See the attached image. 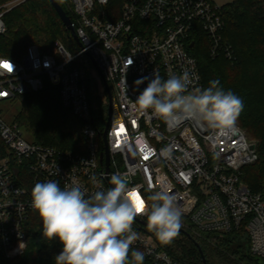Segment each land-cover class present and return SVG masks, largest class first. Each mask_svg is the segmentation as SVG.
<instances>
[{"label":"built area","instance_id":"1","mask_svg":"<svg viewBox=\"0 0 264 264\" xmlns=\"http://www.w3.org/2000/svg\"><path fill=\"white\" fill-rule=\"evenodd\" d=\"M25 1L0 7V35L8 30L5 15ZM66 3L79 39L73 38L74 52L56 40L50 52L32 43L19 59L0 57L12 64V71L0 67V258L18 264L27 238L25 226L35 212L31 189L37 182L54 180L63 188L75 181L91 194L112 187L110 176L120 173L145 197L161 189L174 194L182 209L181 229L189 235L224 238L244 230L251 254L264 261V195L243 180L244 168L261 158L257 144L238 122L231 132L183 117L167 124L135 104L147 81L138 86L134 82L154 73L167 79L187 72L188 91L203 88L199 61L188 47L196 34L206 36L212 58L236 60L224 37L222 6L215 0ZM48 82L59 87L63 105L82 122L84 152L36 144L16 122L4 119V104L42 92ZM106 83L112 95L108 155L107 125L102 130L95 119L100 105L108 104L110 111ZM251 144H256L255 152ZM165 147L172 149L169 157L160 156ZM146 223V214L135 218L132 228L139 238L130 250L143 252L144 261L152 264H187L163 250Z\"/></svg>","mask_w":264,"mask_h":264},{"label":"trees","instance_id":"2","mask_svg":"<svg viewBox=\"0 0 264 264\" xmlns=\"http://www.w3.org/2000/svg\"><path fill=\"white\" fill-rule=\"evenodd\" d=\"M8 1L0 0V6ZM57 1L75 23L66 0ZM222 17L225 22L224 37L234 48L236 60L212 58L208 40L202 33L193 36L195 46L190 48L189 45V52L199 61L203 88L209 87L210 81L218 80V86L242 98L244 107L237 122L248 139L257 144L261 156L256 164L244 168L243 180L254 192L264 195V0H233L222 7ZM5 21L8 30L0 35V57L19 59L32 43L39 44L44 52H50L56 40H61L71 50L76 46L71 32L49 0H27L9 11ZM19 99L22 110L15 122L32 134L36 144L84 152L83 124L63 105L59 87L48 82L44 91ZM102 106L95 119L104 129L108 117ZM25 230L27 249L17 258V263L55 264V256L62 251V245L56 239L48 241L43 237L42 222L36 212L30 215ZM209 239L233 252L246 264H260V259L250 252L249 238L244 230L224 238L210 235ZM157 242L177 260L187 264H204L197 243L201 245L205 257L206 250L194 236L190 238L179 232L171 244ZM0 264L8 262L1 256ZM143 264H152V261L148 259Z\"/></svg>","mask_w":264,"mask_h":264},{"label":"clouds","instance_id":"3","mask_svg":"<svg viewBox=\"0 0 264 264\" xmlns=\"http://www.w3.org/2000/svg\"><path fill=\"white\" fill-rule=\"evenodd\" d=\"M145 81L135 104L167 124L183 117L198 120L209 129L231 132L243 111L242 98L218 86V80L195 93L188 91L187 72L167 79L154 73L134 83L138 86ZM141 147L147 150L146 145ZM171 151V147L162 148L160 156L169 157ZM109 183L112 187L91 194L75 181L63 188L54 180L33 186L31 207L42 222V235L62 245L55 264H143L144 253L130 250L139 238L132 225L140 215L146 214L148 229L162 245L171 244L178 236L183 226L182 209L174 194L161 189L145 197L129 186L126 174H112Z\"/></svg>","mask_w":264,"mask_h":264},{"label":"rangeland","instance_id":"4","mask_svg":"<svg viewBox=\"0 0 264 264\" xmlns=\"http://www.w3.org/2000/svg\"><path fill=\"white\" fill-rule=\"evenodd\" d=\"M14 0H10L4 4H2L1 6L10 3ZM233 0H215V2L220 5V6H224L228 3H231ZM0 6V7H1ZM72 51H75V48L72 49ZM101 106V105H100ZM104 107L103 109L106 110V116L108 117L109 114V107L108 104L102 106ZM2 110H3V116L4 119L9 123L12 124L13 122H15L16 117L18 116V114L21 112L22 110V102L20 99H17L11 103L8 104H4L2 106ZM105 129V127H104ZM102 129V130H104ZM24 135L26 137V139L30 140V141H34V138L32 136L31 133H29L25 128H22ZM200 243L203 245V248L206 250V264H246V262H242L240 260V258L236 255L233 254V252H230L229 250L224 249V247L220 246L219 244H217V242H211V240L208 239H199ZM27 249V243L25 242L22 245V251L19 255V257L21 255L24 254V252ZM262 261V260H260ZM262 263L264 264V261H262ZM205 264V263H204Z\"/></svg>","mask_w":264,"mask_h":264},{"label":"water","instance_id":"5","mask_svg":"<svg viewBox=\"0 0 264 264\" xmlns=\"http://www.w3.org/2000/svg\"><path fill=\"white\" fill-rule=\"evenodd\" d=\"M50 3L53 5V7L55 8V10L57 11V13L59 14L61 20L63 21V23L65 24V26L67 27V29L71 32V35L72 37L78 42L79 39L76 35V31H75V27L73 25V22L71 20V18L67 15V13L65 12V10L63 9V7L59 4V2L57 0H49ZM195 46V43L193 42L191 44V48H194ZM106 88H107V92L109 94V97H110V111H109V120H108V123H107V128H106V131H105V134H104V137H105V140H106V154L108 155V143H107V133H108V128L110 126V121H111V117H112V95H111V91H110V88L108 86V84L106 83ZM256 144H251L250 145V149L255 152L256 150ZM147 225V223H146ZM180 232L181 233H184L186 234L187 236H189L190 238H192L191 235H189L188 233H186L184 230L180 229ZM199 249H200V252L204 258V263L206 264V259H205V256H204V253H203V250H202V247L199 243H197ZM260 264H263L262 261H260Z\"/></svg>","mask_w":264,"mask_h":264},{"label":"snow or ice","instance_id":"6","mask_svg":"<svg viewBox=\"0 0 264 264\" xmlns=\"http://www.w3.org/2000/svg\"><path fill=\"white\" fill-rule=\"evenodd\" d=\"M0 67H3L4 69H7L9 71H12V65L11 64H8V63H0ZM121 131H123V127H121ZM144 158L145 159L148 158L147 154H145Z\"/></svg>","mask_w":264,"mask_h":264}]
</instances>
